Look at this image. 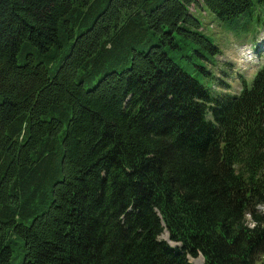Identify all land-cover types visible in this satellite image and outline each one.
<instances>
[{"label":"trees","instance_id":"16d2710c","mask_svg":"<svg viewBox=\"0 0 264 264\" xmlns=\"http://www.w3.org/2000/svg\"><path fill=\"white\" fill-rule=\"evenodd\" d=\"M208 17L264 0H0V264H264V72L215 92Z\"/></svg>","mask_w":264,"mask_h":264},{"label":"rangeland","instance_id":"374dc122","mask_svg":"<svg viewBox=\"0 0 264 264\" xmlns=\"http://www.w3.org/2000/svg\"><path fill=\"white\" fill-rule=\"evenodd\" d=\"M191 10L194 11L195 9L191 8ZM238 20L237 23H233L234 28L232 29V32H230V29L225 25L220 24L217 20L214 21L211 17H208L205 23H202V31L210 36L224 52L222 56L218 55V67L215 72L221 77V72L226 70L229 75L234 76L233 78H227L226 80L227 83L232 85L230 90H226L225 88L216 85L215 91L217 92L224 91L223 93H225L232 91L238 93L242 87L241 77L239 76L240 69L246 70L247 78L248 74L254 73L256 69L253 64L255 63L254 61L257 56L252 54L249 50L248 53H250V55H247L243 51L244 48L249 47L253 42L250 41V37H244L243 40H241L239 33L244 29L242 27L244 18L241 17ZM210 23H213L212 28L209 26ZM236 37L240 40L239 42H237ZM258 39L264 41V32L258 35L254 43ZM229 62H231V64ZM189 260L191 264H204V262L198 258H190Z\"/></svg>","mask_w":264,"mask_h":264},{"label":"bare ground","instance_id":"6f19581e","mask_svg":"<svg viewBox=\"0 0 264 264\" xmlns=\"http://www.w3.org/2000/svg\"><path fill=\"white\" fill-rule=\"evenodd\" d=\"M158 239L162 242L167 243V245L170 246L172 249L181 248V244L174 243L170 240L169 234L167 232H164L161 236L158 237Z\"/></svg>","mask_w":264,"mask_h":264}]
</instances>
